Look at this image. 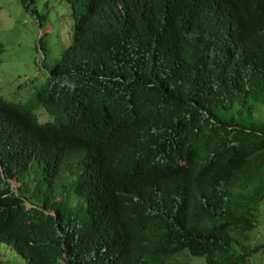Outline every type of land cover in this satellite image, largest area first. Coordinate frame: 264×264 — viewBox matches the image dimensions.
Wrapping results in <instances>:
<instances>
[{
  "label": "trees",
  "instance_id": "1",
  "mask_svg": "<svg viewBox=\"0 0 264 264\" xmlns=\"http://www.w3.org/2000/svg\"><path fill=\"white\" fill-rule=\"evenodd\" d=\"M18 1L36 13V0ZM66 1L71 40L33 104L0 94L2 255L254 264L264 251L253 236L264 223V0ZM24 176L30 188L14 189Z\"/></svg>",
  "mask_w": 264,
  "mask_h": 264
},
{
  "label": "rangeland",
  "instance_id": "2",
  "mask_svg": "<svg viewBox=\"0 0 264 264\" xmlns=\"http://www.w3.org/2000/svg\"><path fill=\"white\" fill-rule=\"evenodd\" d=\"M33 6L36 13H42V24L38 23L39 18L36 20V13L24 9L18 0H0V38L4 43L0 54V94L29 106L34 102L36 87L46 82L50 66L70 42L73 22L66 0H36ZM40 37L44 42L42 50L38 47ZM40 108L37 106L34 110ZM47 115L39 114L38 119L48 118ZM260 115H264V107L260 109ZM30 186L31 181L24 176L18 189L25 192ZM261 215L264 220V211ZM254 233L257 240H262L263 221ZM0 257L6 258L5 262L10 260L11 264H25L21 257L6 248L2 255L0 247ZM196 257H192V262L201 264L202 259ZM259 260L264 264V251L254 264H260Z\"/></svg>",
  "mask_w": 264,
  "mask_h": 264
},
{
  "label": "clouds",
  "instance_id": "3",
  "mask_svg": "<svg viewBox=\"0 0 264 264\" xmlns=\"http://www.w3.org/2000/svg\"><path fill=\"white\" fill-rule=\"evenodd\" d=\"M90 1L94 2L95 0H90ZM69 6H70V5H69ZM70 13H71V9H70ZM72 23H73V22H72ZM46 119H47V118H46ZM50 160H55V159H50ZM56 160L59 162L60 165L62 164V166H63V169L60 170V173H63V174H65V175L70 176V172L72 171V169L70 168V166H69L68 164L65 163L64 159H63V158H58V159H56ZM50 162H51V161H50ZM0 168H1V165H0ZM50 168H51V169H50L51 172H52V169H53L54 172H57V173H58V169H57V167H50ZM64 178H65V177H64ZM67 178H69V177H67ZM67 178H65V179H67ZM13 180H14V182H17V184L14 183ZM11 182H12L13 185H14V189H17V188L20 186V184H21V182L18 181L17 179H11ZM24 201H25L26 206H28V207L32 206V204L35 205L34 202L31 203L29 200H24ZM27 202L29 203V205H27ZM22 260H23V259H22ZM23 262H24V261H23Z\"/></svg>",
  "mask_w": 264,
  "mask_h": 264
}]
</instances>
